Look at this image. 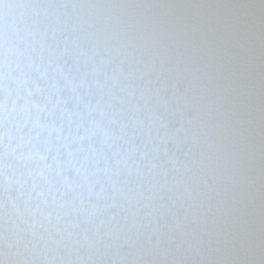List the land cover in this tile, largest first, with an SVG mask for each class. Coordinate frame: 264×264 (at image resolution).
I'll return each mask as SVG.
<instances>
[{
  "label": "snow or ice",
  "instance_id": "1",
  "mask_svg": "<svg viewBox=\"0 0 264 264\" xmlns=\"http://www.w3.org/2000/svg\"><path fill=\"white\" fill-rule=\"evenodd\" d=\"M0 264H264V0H0Z\"/></svg>",
  "mask_w": 264,
  "mask_h": 264
}]
</instances>
